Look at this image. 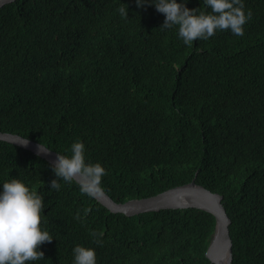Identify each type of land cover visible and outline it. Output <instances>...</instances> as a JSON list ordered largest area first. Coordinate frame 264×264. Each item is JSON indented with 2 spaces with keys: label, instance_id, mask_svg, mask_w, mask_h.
<instances>
[{
  "label": "trees",
  "instance_id": "16d2710c",
  "mask_svg": "<svg viewBox=\"0 0 264 264\" xmlns=\"http://www.w3.org/2000/svg\"><path fill=\"white\" fill-rule=\"evenodd\" d=\"M243 3L252 12L243 36L217 30L191 47L177 27L160 28L165 16L154 5L138 8L135 0L6 4L0 132L69 156L83 142L86 162L105 168L102 187L116 203L196 179L223 196L232 264H264V0ZM11 179L43 195L41 227L53 237L38 248L44 259L26 264H73L77 245L94 249L96 264H212L211 213H113L75 181L51 189L50 162L0 141V192ZM94 231L103 233L101 244Z\"/></svg>",
  "mask_w": 264,
  "mask_h": 264
},
{
  "label": "clouds",
  "instance_id": "9594fccd",
  "mask_svg": "<svg viewBox=\"0 0 264 264\" xmlns=\"http://www.w3.org/2000/svg\"><path fill=\"white\" fill-rule=\"evenodd\" d=\"M138 8L146 4L154 5L165 20L160 28L178 29V36L185 45L191 47L193 41L208 40L217 30H230L234 35H244V25L252 18L251 10L245 12L243 0H203V9H189L187 0H135ZM210 9L211 11H207ZM120 15L127 18V6L118 9ZM26 143V141L24 142ZM44 153L50 150L41 145ZM71 155L57 153L52 164L56 179L50 187L60 190L59 180L67 183L75 181L82 194L96 198L103 191L102 178L107 174L101 163L86 162L85 145L77 140L71 145ZM44 197L30 189L20 179H11L3 183L0 192V264H26L29 261L44 259V252L38 248L53 237L42 229ZM90 209H85V215ZM81 219L79 212L75 217ZM94 243L101 244L103 233L92 232ZM73 264H96V252L92 248L77 245L73 249Z\"/></svg>",
  "mask_w": 264,
  "mask_h": 264
},
{
  "label": "water",
  "instance_id": "95a60500",
  "mask_svg": "<svg viewBox=\"0 0 264 264\" xmlns=\"http://www.w3.org/2000/svg\"><path fill=\"white\" fill-rule=\"evenodd\" d=\"M16 0H0V8ZM0 141H6L47 160L51 164L56 159L57 153L50 151L46 154L42 151V144L23 138L19 135L0 132ZM26 141V143H24ZM42 151H41V150ZM113 213H122L126 216H134L147 212H159L162 210L198 209L214 215L216 227L206 257L212 264H232V240L230 236L231 220L222 204L223 196L197 185L196 179L191 183L167 190L153 197L130 200L126 203H116L104 191L96 197Z\"/></svg>",
  "mask_w": 264,
  "mask_h": 264
}]
</instances>
